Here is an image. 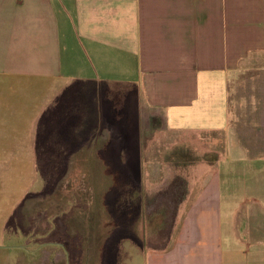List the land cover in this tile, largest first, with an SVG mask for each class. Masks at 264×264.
<instances>
[{
	"label": "crops",
	"instance_id": "0c3cea01",
	"mask_svg": "<svg viewBox=\"0 0 264 264\" xmlns=\"http://www.w3.org/2000/svg\"><path fill=\"white\" fill-rule=\"evenodd\" d=\"M260 56L264 0H0V190L77 152L144 264H264V117L231 109Z\"/></svg>",
	"mask_w": 264,
	"mask_h": 264
},
{
	"label": "rangeland",
	"instance_id": "374dc122",
	"mask_svg": "<svg viewBox=\"0 0 264 264\" xmlns=\"http://www.w3.org/2000/svg\"><path fill=\"white\" fill-rule=\"evenodd\" d=\"M252 60L243 69L244 93L233 94L231 105L248 123L261 122L264 117V57ZM252 88H260L256 100ZM56 153L51 158L19 159L18 173L8 175L17 188L0 190V264H67L70 260L72 264H144L142 256L124 252L127 240L124 245L122 238L113 235L120 236L122 222L109 223L104 207L95 205L106 191L91 190L93 177L78 175L77 152L71 157H62L66 152ZM103 183L100 187L105 188ZM120 192L115 191L116 200ZM16 202H20L16 214L10 222L5 221L4 211ZM121 207L118 200L116 219L121 218ZM50 242L66 246V251L46 247Z\"/></svg>",
	"mask_w": 264,
	"mask_h": 264
},
{
	"label": "flooded vegetation",
	"instance_id": "af4514ba",
	"mask_svg": "<svg viewBox=\"0 0 264 264\" xmlns=\"http://www.w3.org/2000/svg\"><path fill=\"white\" fill-rule=\"evenodd\" d=\"M55 246V247H59V248H61V249H64L65 251H66V246H64V245H62V244H59L58 245V243H52V242H50V243H48L47 245H46V247H51V246ZM70 263H67V264H72V262H71V260L69 261ZM50 264V263H49ZM56 264H59V263H56Z\"/></svg>",
	"mask_w": 264,
	"mask_h": 264
}]
</instances>
